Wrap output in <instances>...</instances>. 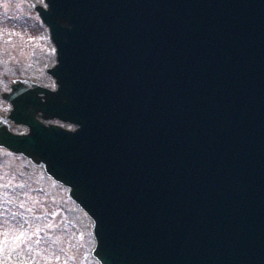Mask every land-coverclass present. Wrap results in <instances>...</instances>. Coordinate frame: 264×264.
Returning <instances> with one entry per match:
<instances>
[{
  "label": "water",
  "instance_id": "1",
  "mask_svg": "<svg viewBox=\"0 0 264 264\" xmlns=\"http://www.w3.org/2000/svg\"><path fill=\"white\" fill-rule=\"evenodd\" d=\"M44 1L55 87L0 93V148L69 188L98 264H264V0Z\"/></svg>",
  "mask_w": 264,
  "mask_h": 264
},
{
  "label": "rangeland",
  "instance_id": "2",
  "mask_svg": "<svg viewBox=\"0 0 264 264\" xmlns=\"http://www.w3.org/2000/svg\"><path fill=\"white\" fill-rule=\"evenodd\" d=\"M34 3L46 6L44 0H0V93L9 91L15 78L55 87L46 72L56 62L55 48ZM9 108L0 96V113ZM13 130L26 128L16 125ZM14 185L19 191L11 196L6 190ZM4 197L11 201L10 210L0 209V264H98L91 255L92 220L69 197L68 187L20 154L0 148L1 203Z\"/></svg>",
  "mask_w": 264,
  "mask_h": 264
},
{
  "label": "trees",
  "instance_id": "3",
  "mask_svg": "<svg viewBox=\"0 0 264 264\" xmlns=\"http://www.w3.org/2000/svg\"><path fill=\"white\" fill-rule=\"evenodd\" d=\"M9 189H7L6 191L8 192V194H10L11 196H16L18 194L19 191V187H17L16 185L14 186H10L7 187ZM4 200L2 201V203L0 202V209L4 210V208H8V210H10V208L8 207V204H10L11 199L4 197ZM21 211V208L17 209ZM11 224H13L15 222V217L11 216ZM9 228V227H8ZM2 244H4V242L2 241Z\"/></svg>",
  "mask_w": 264,
  "mask_h": 264
}]
</instances>
